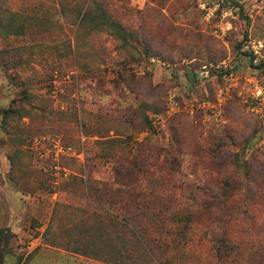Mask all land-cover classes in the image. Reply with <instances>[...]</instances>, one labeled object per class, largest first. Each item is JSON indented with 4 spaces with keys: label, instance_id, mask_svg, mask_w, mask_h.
<instances>
[{
    "label": "rangeland",
    "instance_id": "obj_1",
    "mask_svg": "<svg viewBox=\"0 0 264 264\" xmlns=\"http://www.w3.org/2000/svg\"><path fill=\"white\" fill-rule=\"evenodd\" d=\"M205 2L0 0L1 264H264V0Z\"/></svg>",
    "mask_w": 264,
    "mask_h": 264
},
{
    "label": "trees",
    "instance_id": "obj_2",
    "mask_svg": "<svg viewBox=\"0 0 264 264\" xmlns=\"http://www.w3.org/2000/svg\"><path fill=\"white\" fill-rule=\"evenodd\" d=\"M109 25H110V23H109ZM123 184L124 185H128V183H123ZM123 192L124 193H128L129 191L124 190ZM114 203H118V202H115L114 201ZM158 212L156 211V209L154 207H151L150 205L147 204L145 206V208L139 212V215H141V216L142 215L143 216H146V215L147 216H150V220H149L150 223L149 224H150L151 227L152 226L153 227L156 226L161 221L162 224H160V226L164 228V231H166L167 234L170 233V229L171 228L165 226V224H164V220L165 219H163V217L160 218V219H158V217L160 216V214H163V213H161V211H158ZM178 218H179V216H176V217L174 216V219L173 220H178ZM184 220H187V221H190L191 222V219L189 217H187V216H181L180 217V221H184ZM125 222H126V224L128 223L127 221H125ZM132 228H133L134 232H137L135 225L132 226ZM220 231H222V232L219 233L220 236L217 239V242L219 243V245H217L218 243L216 244V252H217V254L218 253L220 254V253L224 252L223 250H227V248L229 249V247H231V245L233 244L232 243L233 242V239L231 238V235L229 234L228 230L227 229H225V230H219V232ZM6 236H7L6 235V230L5 229H0V244H1V241L6 238ZM224 239H226L227 241L224 240ZM144 245H145V243H144ZM149 254H152L150 252V250H149ZM3 257H4L3 256V253L0 251V264H1V261H2Z\"/></svg>",
    "mask_w": 264,
    "mask_h": 264
},
{
    "label": "built area",
    "instance_id": "obj_3",
    "mask_svg": "<svg viewBox=\"0 0 264 264\" xmlns=\"http://www.w3.org/2000/svg\"><path fill=\"white\" fill-rule=\"evenodd\" d=\"M201 6L206 12V18L210 19L214 16L215 14V8H212L210 6H207V3L205 0H201ZM256 93L258 96H262L264 94V90L261 87H256Z\"/></svg>",
    "mask_w": 264,
    "mask_h": 264
}]
</instances>
